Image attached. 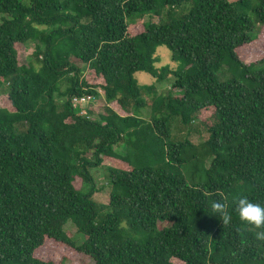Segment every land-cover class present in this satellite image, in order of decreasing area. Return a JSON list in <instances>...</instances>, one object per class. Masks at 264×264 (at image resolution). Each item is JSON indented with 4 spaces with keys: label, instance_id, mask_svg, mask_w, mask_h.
Returning a JSON list of instances; mask_svg holds the SVG:
<instances>
[{
    "label": "trees",
    "instance_id": "trees-1",
    "mask_svg": "<svg viewBox=\"0 0 264 264\" xmlns=\"http://www.w3.org/2000/svg\"><path fill=\"white\" fill-rule=\"evenodd\" d=\"M146 14L165 19L128 22ZM260 28L264 0H0V80L13 109L0 106V264H59L36 255L50 241L93 264H264L235 203L264 205V57L239 53ZM24 43L34 44L27 65ZM160 45L182 69L153 95L134 74H170L155 65ZM82 95L102 99V111L81 114L72 99ZM204 111L203 142L173 138L174 119L191 126ZM104 161L106 204L90 171ZM218 192L225 228L210 214Z\"/></svg>",
    "mask_w": 264,
    "mask_h": 264
},
{
    "label": "rangeland",
    "instance_id": "rangeland-1",
    "mask_svg": "<svg viewBox=\"0 0 264 264\" xmlns=\"http://www.w3.org/2000/svg\"><path fill=\"white\" fill-rule=\"evenodd\" d=\"M187 10V9H186ZM185 9L179 8L177 9V12H186ZM183 12V13H184ZM165 17L163 14L161 16H154V15H149L146 14L144 16H134L133 18L129 19V23H136L135 28L137 29L140 24H144L148 21H155L159 22V20H164ZM135 30V29H134ZM17 55H18V61L21 64H28L33 60V49H34V44L33 43H24V44H17ZM241 58L249 63V62H254L257 61L258 59L264 57V28H260V31H258L257 37L252 42V44L249 46L244 47L239 51ZM171 52L170 50L163 46H157L155 49V56L157 57V61L155 63L157 68L161 67H168L170 70V74L166 76L165 79L163 80H157L153 76H151L148 73L145 72H136L134 74L135 80L139 84H153L155 87L154 93H151L153 95H158V94H164L168 90H170L171 85L176 78V72L181 70L182 65L180 62H175L171 60ZM81 68L83 69L82 76L83 78L86 77V75L89 73L87 70L86 66L81 65ZM65 83L62 84V90L65 87ZM172 89V88H171ZM151 91V92H153ZM178 91H175V93ZM145 95V99L147 102L150 101L152 95ZM103 94H101L102 97ZM63 101V98H58V103H61ZM104 105V101L94 100L93 102L89 103L87 107H83L81 110H88L89 108L96 109L97 112L102 111ZM0 106L4 107L9 110H13L12 107L10 106L7 98V85L3 80H0ZM79 109V108H78ZM80 110V109H79ZM93 112H96L95 110ZM211 111H204L200 113L197 119H195L192 123L191 126H182L181 123L177 120L174 119L171 123V130H172V135L174 139H183L185 137H188L189 140H191L195 144H199L203 142L207 136V130L204 127V125H208L211 123V117H210ZM150 114V107L147 105L146 107L142 108L139 111V114L142 118L148 119ZM96 117V116H93ZM204 123V125H203ZM118 152L123 153L125 150L124 145H120L119 148L116 149ZM110 163L108 161L102 162L101 165L96 166L94 168H91V173L92 176L96 182V186L98 187V192L94 194V199L97 202L100 203H107L108 201V195H109V190L110 186L107 183V169L106 167ZM74 186L76 188H80V181L76 179L74 181ZM64 230L71 236V238L74 240L76 245H79L83 237L81 234H79L76 230V227L71 223L67 222L64 225ZM36 255L44 260H52L55 263L59 264H93V261L86 255L82 254L81 252H78L75 249H72L70 247L64 246L61 243H56V242H46V244L41 247Z\"/></svg>",
    "mask_w": 264,
    "mask_h": 264
},
{
    "label": "clouds",
    "instance_id": "clouds-1",
    "mask_svg": "<svg viewBox=\"0 0 264 264\" xmlns=\"http://www.w3.org/2000/svg\"><path fill=\"white\" fill-rule=\"evenodd\" d=\"M217 194L221 197V200H212L210 202V214L218 216L225 228L232 223L228 205L226 202H222L227 201L228 197L223 192H218ZM235 203L239 220L257 229L254 233V239L257 242L264 243V205L253 202L246 195L238 197Z\"/></svg>",
    "mask_w": 264,
    "mask_h": 264
},
{
    "label": "built area",
    "instance_id": "built-area-1",
    "mask_svg": "<svg viewBox=\"0 0 264 264\" xmlns=\"http://www.w3.org/2000/svg\"><path fill=\"white\" fill-rule=\"evenodd\" d=\"M97 91L100 95L103 93L100 89H98ZM94 100H96V97L92 95H82L79 97H74L72 99V106L77 109L79 108L80 113L83 114L85 113V110L81 109H83V107H87L88 104L93 102Z\"/></svg>",
    "mask_w": 264,
    "mask_h": 264
}]
</instances>
